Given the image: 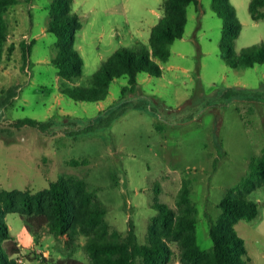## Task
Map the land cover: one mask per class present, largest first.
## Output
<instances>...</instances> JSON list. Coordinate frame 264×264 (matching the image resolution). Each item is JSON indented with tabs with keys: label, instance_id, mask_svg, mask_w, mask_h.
Returning a JSON list of instances; mask_svg holds the SVG:
<instances>
[{
	"label": "rangeland",
	"instance_id": "1",
	"mask_svg": "<svg viewBox=\"0 0 264 264\" xmlns=\"http://www.w3.org/2000/svg\"><path fill=\"white\" fill-rule=\"evenodd\" d=\"M164 2L74 0L82 22L75 47L85 60L75 81L61 77L52 62L57 53V36L48 30L53 0H19L9 8L7 47L14 43L15 50L0 66V192H37L66 178L107 208L111 232L126 235L132 223L135 240L143 243L157 220L156 204L180 213L187 187L198 209V244L210 250V226L222 215V199L254 181L249 196L260 213L235 228L245 239L250 264H264V182L251 165L264 152V63L238 68L227 63L221 49L224 18L213 0L189 5L184 36L172 44L168 60L157 58L161 76L143 71L139 87L126 92L128 76L115 78L99 101L63 93L66 86L90 85L118 48L150 46ZM231 2L242 23L235 51L264 44V19L252 18L251 0ZM23 42L32 46L27 57ZM27 117L50 125L42 130L16 124ZM4 220L21 245L24 264H45L43 256L50 261L74 256L92 264L89 234L56 235L48 226L35 233L28 214L19 212ZM170 246L168 264H186L182 245L171 241Z\"/></svg>",
	"mask_w": 264,
	"mask_h": 264
},
{
	"label": "trees",
	"instance_id": "2",
	"mask_svg": "<svg viewBox=\"0 0 264 264\" xmlns=\"http://www.w3.org/2000/svg\"><path fill=\"white\" fill-rule=\"evenodd\" d=\"M19 0H0V66L5 54L12 56L15 44L7 47L9 24L6 13ZM201 0H165L164 15L152 28L150 46L138 48L121 47L115 50L93 74L90 85L63 87V93L76 100L99 101L110 93L115 78L127 75L128 85L122 91H135L139 87V73L146 71L161 76L163 68L157 61L168 60L172 44L184 36L188 20V7ZM214 10L224 18L223 41L221 49L226 61L232 67H252L264 63V44L246 47L240 54L235 51V43L241 33L242 23L236 7L231 0H213ZM74 0H53L52 17L48 30L57 36V53L52 62L59 74L67 81H75L83 75L85 60L75 47L77 31L82 27L80 15L74 11ZM251 16L255 21L264 19V0H251ZM24 57L30 54L31 45L23 42ZM18 126L30 125L44 130L50 125L27 117L19 119ZM259 182H264V152L252 162ZM249 180L243 187L229 191L221 201L222 215L210 226L213 246L204 250L198 244V209L191 203L190 189L185 187L181 193L182 211L177 213L170 206L157 203V220L151 226L146 242L135 240L134 227L130 223L128 234L111 232L107 220V208L93 200V194L82 185L73 189L66 178L51 182L45 190H3L0 192V264H24L22 248L12 234L4 217L7 213L28 214L27 225L39 233L46 226L56 235H69L75 238L78 233L89 234L86 246L92 264H168L172 260L171 241L182 245V259L186 264H250L245 239L235 228L241 219H254L260 213L257 201L249 196L253 190ZM82 184V182H78ZM77 184V185H78ZM29 260H34L28 256ZM49 264H86L83 260L68 256L56 261L42 257Z\"/></svg>",
	"mask_w": 264,
	"mask_h": 264
},
{
	"label": "crops",
	"instance_id": "3",
	"mask_svg": "<svg viewBox=\"0 0 264 264\" xmlns=\"http://www.w3.org/2000/svg\"><path fill=\"white\" fill-rule=\"evenodd\" d=\"M23 251V250H22ZM36 260H39V259H36ZM45 263V262H44ZM45 264H49V263H45Z\"/></svg>",
	"mask_w": 264,
	"mask_h": 264
},
{
	"label": "built area",
	"instance_id": "4",
	"mask_svg": "<svg viewBox=\"0 0 264 264\" xmlns=\"http://www.w3.org/2000/svg\"><path fill=\"white\" fill-rule=\"evenodd\" d=\"M19 260L22 262V259L21 258Z\"/></svg>",
	"mask_w": 264,
	"mask_h": 264
}]
</instances>
